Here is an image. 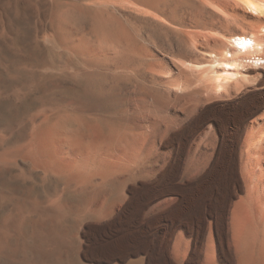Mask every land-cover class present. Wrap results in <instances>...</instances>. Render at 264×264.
I'll use <instances>...</instances> for the list:
<instances>
[{"label": "bare ground", "instance_id": "6f19581e", "mask_svg": "<svg viewBox=\"0 0 264 264\" xmlns=\"http://www.w3.org/2000/svg\"><path fill=\"white\" fill-rule=\"evenodd\" d=\"M17 11L39 38L17 51L0 182L16 165L36 227L10 223L0 264H264V0Z\"/></svg>", "mask_w": 264, "mask_h": 264}, {"label": "rangeland", "instance_id": "374dc122", "mask_svg": "<svg viewBox=\"0 0 264 264\" xmlns=\"http://www.w3.org/2000/svg\"><path fill=\"white\" fill-rule=\"evenodd\" d=\"M55 1L57 2V1H61V0H55ZM18 7H19V0H17V1L16 0H3L2 4H1V8H0V51H1L0 52V55H1L0 56L1 57L0 58V65L2 64L0 66V70H1L0 76L3 74L0 77V87H1L2 91L6 95H8V96H5V94H4L3 96L0 97V99H3V100H0V126L5 124L11 117L16 115V80L15 79L17 76L16 71H17V65H18L16 63H18L17 61L19 60L17 51L19 52V48L21 47L20 49L22 51L21 52L22 55H27L31 51H34V49L36 47V44L34 43V40L37 36L36 28L34 25L30 24L29 22L20 20V17L18 15L19 11H17ZM1 13H3V14H1ZM21 30H22L23 34L21 33ZM24 32H25V34H24ZM2 36H3V38H1ZM37 38H39V37L37 36ZM25 44H27L28 46L26 45L27 46L26 47ZM250 44H252V43H250ZM250 44H248V45H250ZM237 46L240 49L241 48L245 49L240 45H237ZM251 46L252 45H250L249 47H251ZM16 49H18V50H16ZM40 56H41V58L45 57V59H48L50 54H49L48 50H44ZM11 96L13 98H11ZM7 99H9L11 101H9ZM28 100L26 101L27 107H28V104L30 103V99H28ZM7 138H9V139H7ZM5 141L3 142L2 146L0 147V155H2L5 150L11 149V148L16 150V142H15L16 138L15 137L11 136V138H10V136H6ZM6 146H8V147H6ZM15 166L16 165H14L13 168L12 167L9 168V165L5 167V169H7L6 172L9 171V169H13L12 175H10V178L3 181V183L0 182V249H2V253L5 252L7 249H13L14 252H16L18 250L16 246L14 248H10V246H9L10 241L15 238L14 235L16 233V232L11 233L9 231L10 223H12L13 221H16L18 219L24 221L22 227L19 228V231H23L25 229V230L30 232L31 230H33L34 227H36V225H35L36 219L32 218L31 216H26L25 214H23V212L21 210L19 211L20 208L18 209L21 201L25 200V202H26V199H27L26 190L29 186L24 184V183H21V182L16 183V179H15L16 178L15 177L16 167ZM6 172H3V173H6ZM14 172H15V174H14ZM17 187H18V189H17ZM21 190H22V192H21ZM21 193H22V196L24 198L22 196H20ZM17 197H18V199H17ZM21 197L23 198V200ZM5 241L7 244L5 243ZM41 245H42V242H40L38 244V246L36 245V247L34 249L37 251L40 250L39 249L40 247L46 248V249H43V251L44 250L46 251L48 249L47 245H42V246ZM77 247L78 246L75 244V248H77ZM41 250H42V248H41ZM49 250H52V249L49 248ZM76 253H77V251H76Z\"/></svg>", "mask_w": 264, "mask_h": 264}]
</instances>
